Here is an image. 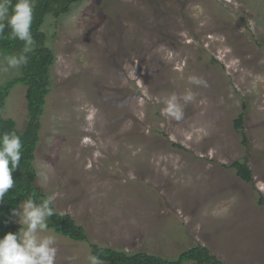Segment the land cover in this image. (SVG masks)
<instances>
[{"label":"rangeland","instance_id":"374dc122","mask_svg":"<svg viewBox=\"0 0 264 264\" xmlns=\"http://www.w3.org/2000/svg\"><path fill=\"white\" fill-rule=\"evenodd\" d=\"M44 29L56 60L35 165L57 211L101 246L264 264V0H81ZM7 57L0 80L17 73ZM25 93L4 111L19 129ZM244 159L253 181L231 166ZM49 234L55 264H90L88 241Z\"/></svg>","mask_w":264,"mask_h":264},{"label":"trees","instance_id":"16d2710c","mask_svg":"<svg viewBox=\"0 0 264 264\" xmlns=\"http://www.w3.org/2000/svg\"><path fill=\"white\" fill-rule=\"evenodd\" d=\"M81 0H30L32 5V20L30 32L34 39L32 50L26 53L28 62L17 69L10 78L0 80V137L5 132L15 131L21 139L20 166L12 173L14 186L9 189L3 202H0V239L8 232L18 233L21 224L13 219L12 210L19 208L27 199H33L40 204L49 197L38 185V170L35 165V154L43 128V117L46 111L47 98L51 93L52 66L56 60L54 50L50 46L52 36L44 29L49 17L59 18L69 13L72 7ZM17 0H7L8 16L13 14ZM3 26L0 32V55L19 56L23 53L24 41L13 38L12 28L6 17L0 21ZM17 84L25 86L27 118L21 129L17 122L5 116L6 101L12 89ZM246 105L236 119V127L243 136L244 143L248 138L243 130ZM176 145V144H175ZM237 175L244 181H253V172L247 160H236L231 165ZM11 167V165H10ZM260 204L264 205L261 197ZM54 214L48 217V229L77 241H88L92 255L100 258L101 262L109 264H226L208 247L197 244L181 252L176 257H164L143 251L127 252L109 246H101L89 241L88 233L83 225L77 223L72 215L57 211L52 203Z\"/></svg>","mask_w":264,"mask_h":264},{"label":"clouds","instance_id":"9594fccd","mask_svg":"<svg viewBox=\"0 0 264 264\" xmlns=\"http://www.w3.org/2000/svg\"><path fill=\"white\" fill-rule=\"evenodd\" d=\"M8 18L12 28L13 38L24 41L23 53L19 56L7 57L10 68H19L27 64L26 53L32 50L34 39L30 32L32 20V5L30 0H17L13 14L8 16L7 0H0V21ZM3 26L0 24V32ZM193 83H201L200 80L192 78ZM192 95L189 93L184 97L190 101ZM164 110L166 115L180 120L183 110L177 103V97L173 95L166 101ZM22 142L20 136L15 132H5L0 137V202H3L9 189L13 188L14 180L12 173L20 166ZM11 165V167H10ZM54 196H49L40 204L33 199L25 200L19 208H14L12 214L19 218L22 226L18 233L8 232L0 239V264H55L57 248L56 238L53 235H41L48 231L47 219L54 214L52 203ZM90 264H102L97 256L89 257Z\"/></svg>","mask_w":264,"mask_h":264}]
</instances>
